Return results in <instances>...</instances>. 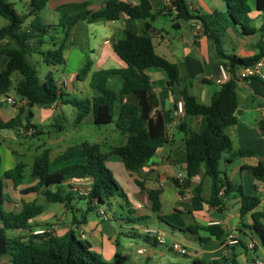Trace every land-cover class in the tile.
Masks as SVG:
<instances>
[{
	"label": "trees",
	"instance_id": "trees-1",
	"mask_svg": "<svg viewBox=\"0 0 264 264\" xmlns=\"http://www.w3.org/2000/svg\"><path fill=\"white\" fill-rule=\"evenodd\" d=\"M227 4L226 12H215L212 15L199 14L192 11L187 0H172L173 8L168 7L170 15L175 12V20H197L201 28L216 46L217 52L229 67L232 77L223 84L212 96L208 105L199 103L197 98L186 89H178L180 82L179 66L155 52L151 36L152 21L164 10H154L150 0H139V5H132L123 0H106L105 6L98 11L87 10L89 2L69 4L59 7L75 8L77 12L60 18L58 24H44L40 20V13L46 8L49 0H32L26 14L19 13L14 4L7 0H0V17L5 24L0 28V55L7 58L4 70L0 71V95H6L13 84L15 73L20 74L16 84V93L26 103L20 111L26 112L29 122L33 117V108L45 107L62 99V91L55 82L52 74L44 80L39 78L35 66L28 56L37 53L47 66L62 65L65 62L66 36L53 49L44 50L46 38L54 42L61 29L65 35L79 21L94 23L100 19L108 21L119 20L127 16L134 20H145L144 32L141 34L128 31L126 37L114 45L117 56L126 64L122 69H106L95 71L91 75L90 87L95 91L91 99H68L67 103L76 109L77 123L83 122L89 115H93V122L97 126L115 124L116 128L127 136L124 144L110 148L105 153L98 143L84 142L70 146L53 161L50 151L45 149L35 157L31 169V178L37 184L22 191L23 194L42 193L45 199L54 204H63L71 209L72 202L78 198L84 199L95 208H100L116 197L125 200L128 208L130 202L126 192L116 181L113 172L107 167V160L115 155L120 157L125 169L129 172L139 170L156 155L157 151L170 142L167 124L160 111L159 100L154 92L153 84L147 70L161 69L167 75V88L176 96V102L181 98L185 104L187 117L200 119L197 130L179 127L184 133L186 154V176L181 185L175 178L173 182L181 190L190 185L192 178L204 173L212 180L211 195L204 199L197 188L195 200L205 202L213 208L222 204L221 192L225 194L238 193L241 198V213H252L251 228L260 238L264 247V211H256L260 199L245 195L241 187L235 186L223 177L221 161L223 155L231 152L233 142L227 134V128L237 123L236 110L238 107L237 72L244 66H251L263 58V54L251 58L228 56L221 48L220 39L228 28L241 27L245 34H251L253 29L248 27L251 6L249 0H223ZM256 9L264 13V0H255ZM33 17L30 24L25 22ZM176 26V24H174ZM49 43V42H47ZM92 61L87 60L78 74L84 80L91 72ZM120 76L122 87L115 91L108 86V80ZM14 121L4 122L0 117V131L12 129ZM264 126V123H263ZM250 150H240L233 157L251 155ZM73 160L80 162L70 163ZM1 162V158H0ZM228 162H232L229 159ZM26 165L17 162L14 168L6 171L0 178V264H127V258L116 255L111 263L105 262L99 254L91 249L86 240L76 237L73 231L64 236H57L51 229L43 234H34L37 227L34 220L44 212V206L37 201L24 202L20 211L7 210L5 204L10 201L6 193L7 180L13 181L15 187L23 184ZM52 167H58L52 170ZM253 175L264 181V161L250 168ZM90 178L92 180L86 195L76 189L70 182L77 179ZM142 192H146L152 205L153 212L161 211L160 189H147L143 182L136 180ZM140 222L142 217L129 219ZM13 231L14 236L7 232ZM26 231L20 235L17 232ZM188 231L199 236L201 242L210 239L221 240L226 231L219 224L189 227ZM206 233L202 238L200 233ZM155 237V236H154ZM241 241L239 242V244ZM230 257H225L211 264H238L234 252V245ZM256 249V247H255ZM208 263V262H207ZM202 260H194L192 264H207Z\"/></svg>",
	"mask_w": 264,
	"mask_h": 264
},
{
	"label": "crops",
	"instance_id": "crops-1",
	"mask_svg": "<svg viewBox=\"0 0 264 264\" xmlns=\"http://www.w3.org/2000/svg\"><path fill=\"white\" fill-rule=\"evenodd\" d=\"M7 1L15 6L17 3L30 5L32 0ZM51 1L53 0H49L48 3L50 4ZM86 1L88 0H76L74 4H81ZM96 1L98 3L95 6H92V3L89 2L86 9L98 11L105 6L106 0ZM123 1L132 5H139V0ZM150 1L154 10L166 8L163 14L157 16L151 23V36L155 52L179 66L180 82L178 89H186L197 98L199 103L210 104L212 96L222 86L216 83V79L219 75L218 65L224 63V59L217 52L215 43L208 38L202 28L198 29L200 24L197 20L188 22L175 20V12L173 11L170 15L165 0ZM55 3L54 9H57L60 6L72 4L73 1L55 0ZM187 3L192 11H198L199 14L212 15L215 12L227 11V4L223 0H187ZM249 4L251 13L248 27L253 29L254 32L245 34L239 26L226 29L220 39V43L222 50L228 56L244 59L261 53L264 58V13L256 9L255 0H249ZM163 16L172 17L171 26H164L163 23H160V17ZM158 23L160 28L155 27V24ZM4 24V19L0 17V28ZM144 24L145 20H134L127 16H122L116 21L105 19H100L94 23L79 21L69 29L67 35H65L66 29H61L59 34L56 35L54 42L46 38L43 49L49 50L53 49L55 44H60L66 36L64 64L48 67L45 71V77L52 74L55 82L60 87L62 99L49 106L33 108V117L28 122L26 112L22 113L20 111V108L26 103L17 95L15 88L16 96L10 91L7 93L8 97L15 99V103L1 101V96L4 94L0 95L1 119L4 122L14 121L13 128L6 130V133L1 130L0 136L3 134L2 136L4 137L18 138L19 135H22L24 138H30L49 133V125L53 127L66 123L65 110L67 106H72L67 103V100H79L80 98V100H86L91 99L95 95V91L90 87L93 72L125 68L126 64L115 53L114 45L124 39L128 31L138 34L143 33ZM171 27L175 29L174 33L171 31ZM162 32L165 33V36ZM157 49L163 52L158 53ZM88 59L92 61L91 72L84 80H80L78 74ZM6 64L7 58L0 55V71L5 69ZM54 72L57 74L56 78L53 76ZM147 74L151 78L154 92L159 100L158 111L162 113L167 126L171 128V138L170 142L160 148L146 166L136 171H127V174L135 184L136 180H139L144 183L147 189H160L162 191L161 211L159 213L153 212L152 203L147 193L142 192L136 184L138 192H133V196L126 192L130 202L128 212L134 214L135 218L116 220L115 217L110 216L109 220H105L100 215V211L104 210L103 206L95 208V204H93L91 205L92 209H90L88 204L86 212H81V219L73 216L68 221L67 211L74 210L73 203H75L76 199L72 202L71 209H66L63 204H58L59 207L55 208L54 204L44 201L43 214L33 222L37 226L35 230L48 228L59 237L73 231L77 238L89 242L91 249L108 263L113 262L116 255H120L127 258V264H181L170 261L169 257L171 255L163 249L166 248L172 253L180 254L170 247L179 239V237H176V232L179 231L180 234L189 232V227L219 224L226 231V235L221 240H207L205 242H208L209 247L203 248L202 243L204 242H201L200 238H198L199 248L202 251L200 256L207 258V264L231 256L230 253L233 250L228 249L227 240L233 233H236L241 241L240 244L233 246L235 248L234 252L237 254V263L239 259L242 264H255V259L264 254V247L260 243V238L251 228L253 225L252 213L242 215L241 198L236 192L228 195L222 191V204L219 208H213L205 202L196 201L195 192L197 188L201 189L200 194L204 199H208L211 195L212 180L204 173L192 178L190 185L186 188L180 190L175 185L178 188L176 198L171 201L167 200L172 211L169 214L163 212L166 201L165 199L163 201L166 183L173 182L177 175V165H181L184 171L186 168L184 135L179 138L176 136V131L181 132L179 129L181 125H185V129L197 130L200 119L187 117L184 120H177L175 116L176 96L167 88V75L163 70L157 68L147 70ZM19 78L16 75L15 87ZM122 84L123 80L120 76H115L108 80V86L115 91H119ZM237 93L238 107L235 113L237 123L227 128V134L233 142V149L223 155L221 171L223 172V177L227 178L235 186L241 187L245 195L258 197L261 202L256 211H264V181L257 179L250 170V168L264 161V120L261 117V111L264 108V81L259 78L237 79ZM72 114L76 118L75 108L72 109ZM86 119L93 121V115L89 114ZM14 128L16 130H13ZM62 128L60 126L59 130ZM29 130H33L34 133L28 134ZM124 136L126 142L127 136L125 134ZM2 147L3 144L0 142V153H3ZM240 150H250L253 153L234 158V153ZM1 155L3 154H0V157H2ZM116 157L115 155L111 156L107 160V164L125 168L122 160V163H120ZM229 159H232V162H228ZM3 161L2 157L0 164ZM16 164L13 159L11 162L7 161V168H5L4 173L6 170L11 169L9 168L10 165ZM91 182L90 178H85L73 180L70 183L78 190H89ZM35 184H37V181L32 183L23 182L20 186L15 187L13 181L7 180L6 185L9 188V190L7 189L9 191L7 195L10 201L5 204L6 209L18 212L24 202L38 201L43 196L42 193H22L23 190ZM148 210L158 215L157 219L162 225L157 226L153 223V219L148 216ZM186 216H188L189 220L185 219ZM138 217H142L143 220L140 222L129 220ZM167 218L169 220L166 221ZM197 220L203 221L205 224H201ZM0 226H2L1 223ZM164 228L169 230L166 231ZM147 229L164 232L166 235L165 239L168 241L166 240L165 244H159L154 236L145 232ZM17 233L24 235L26 231ZM205 235L206 239L207 234L205 233ZM190 241L191 239H188L187 243H182L183 247L189 252L185 255L180 254L181 256L190 255V250H188ZM250 242L256 243V249L250 250L248 248ZM192 247H195L194 242ZM138 250H143V253H138ZM163 259L168 261L164 262ZM189 260L192 261V264L198 258H189Z\"/></svg>",
	"mask_w": 264,
	"mask_h": 264
},
{
	"label": "rangeland",
	"instance_id": "rangeland-1",
	"mask_svg": "<svg viewBox=\"0 0 264 264\" xmlns=\"http://www.w3.org/2000/svg\"><path fill=\"white\" fill-rule=\"evenodd\" d=\"M59 1V0H56ZM76 2V0H72ZM87 2H91L92 6H95L96 3H98L96 0H88ZM56 5L55 0L51 1V3L47 4V7L43 9L39 15L40 20L42 23H47V24H58L60 21V18H62L65 15H72L74 12H76L75 8L71 7H62L61 10L54 9V6ZM61 7V6H60ZM28 8L29 5L24 3H17L15 5V9L21 13V14H26L28 13ZM26 10V11H25ZM32 17H28L26 20L25 24L28 25L32 21ZM161 22L163 23L164 26H171L172 25V17L171 16H163L160 17ZM155 27L160 28L159 23L155 24ZM172 33L175 32V29L171 27ZM163 35L165 36V33L162 32ZM158 53H162L163 51H160L157 49ZM29 61L35 66L39 78L41 80H44L45 78V71L48 69L46 64L43 63L41 56L37 53H33L28 56ZM16 75L20 77L19 73H15L13 76V84L10 89V93L16 96V93L14 92L15 88V83H16ZM53 76L55 78L57 77V74L54 72ZM197 87V85H196ZM196 90V89H195ZM81 99V98H80ZM79 99V100H80ZM73 106H67L65 113H66V118L67 121L66 123L59 124L57 126L51 127L49 125V133L43 134V135H36L30 138H24L22 135H19V137H4L1 134L0 136V142L3 144V154L1 155L3 157V163L0 164V178H3L4 176V170L7 168V161L11 162L13 159V162H21L26 165L24 169V182H35L31 178V169L32 165L34 163L35 157L40 155L45 149H48L50 151V158L51 161H53L57 156L63 154L67 148L70 146L76 145V144H81L84 142H89V143H98L101 144L103 147V151L105 153L110 151V148L112 146H119L121 144H124L125 142V136L123 133L117 130L115 124H109V125H104V126H97L94 124L92 120L86 119L83 122L77 123L76 118L72 114V109ZM60 126L63 128L59 130ZM13 130H16L15 128ZM9 132V131H7ZM3 133H6V130H3ZM183 133L176 131V136L179 138L183 137ZM15 150V152H14ZM0 157V158H2ZM113 157V156H112ZM121 162L120 157H116ZM81 160H73L70 163H75V162H80ZM15 164V163H14ZM107 167L113 172V175L120 185V187L125 191L129 192L131 196H133V192H138V186L131 180L130 176L127 174V170L123 166H117V165H112V164H107ZM12 166V167H11ZM15 165H10L9 168H14ZM58 167H52V170H56ZM7 171V170H6ZM5 171V172H6ZM176 173H182L184 176H186V172L182 170L181 165H177ZM6 182V181H5ZM8 186L6 185V193L9 192ZM165 194L163 196V201H165V207L163 209V212L165 214H169L172 209L170 208L169 203L167 200L171 201L172 199L176 198V191H178V188L175 186L173 182H168L166 183V186L164 187ZM128 197V196H127ZM134 198V197H132ZM48 202L44 196L38 199V203L45 205L43 202ZM54 204V203H52ZM55 208H58V204H54ZM74 210H68L67 211V220L70 221L73 216H76L78 219H81L82 214L81 212H86L88 203L84 199H80L77 197L75 200V203H73ZM103 208L107 213L115 217L116 220L120 219H126V218H135L134 214L128 212L130 208H128L126 202L124 199L116 197L114 199H111L110 202L106 205H103ZM79 209V211L77 210ZM148 216L153 219V223L156 224L157 226L162 225L161 222L157 219V214L152 213L150 210H148ZM185 219L189 220L188 216L185 217ZM169 220V218L166 219V221ZM201 224H205V222L197 220ZM125 224V223H124ZM127 226V224H125ZM166 231L169 229L164 228ZM10 236H14L15 234L13 231H8L7 232ZM164 233V232H163ZM177 236L179 239H177V243L181 244L182 243H187L188 239H191L190 241V255L188 256H181L180 254H175L174 252L172 253L171 251L167 250L166 248H163L169 255V260L172 262H179L181 264H191L192 259L189 260V258H198V260H202L203 262L207 263V258L201 257V249L199 248V241L198 238L199 236H196L194 234H191L189 232L185 233H180L179 231L176 232ZM165 234V233H164ZM200 235L202 238H205V233L201 232ZM166 238V235H165ZM197 238V239H196ZM214 239V238H213ZM167 240V239H166ZM168 241V240H167ZM197 241V242H196ZM194 242L195 247H192V243ZM169 245V244H168ZM171 245V244H170ZM183 246V245H182ZM203 248L209 247L208 242L202 243ZM189 252V251H188ZM164 262H167V259H163ZM238 263L242 264V262L238 259Z\"/></svg>",
	"mask_w": 264,
	"mask_h": 264
},
{
	"label": "built area",
	"instance_id": "built-area-1",
	"mask_svg": "<svg viewBox=\"0 0 264 264\" xmlns=\"http://www.w3.org/2000/svg\"><path fill=\"white\" fill-rule=\"evenodd\" d=\"M165 1L167 3L168 7H171L173 10L175 9V8H173L174 6L172 4V0H165ZM198 29H201V27L199 26ZM263 67H264V58L260 59L258 62H256L255 64H253L251 66H244V67L240 68V70L237 73V79L249 80V79H253V78H259V79H262L264 81ZM218 71H219V75L216 79L217 84L223 85L231 79V77H232L231 71L225 63H220L218 65ZM60 85H62V83H60ZM1 101L8 102V103H15V99L8 97L6 95L1 96ZM175 116H176L177 120H179V121L184 120L186 118L185 104L181 98L176 102ZM261 117L264 120V108L261 111ZM167 128H168V132L170 134L171 128L168 126H167ZM27 133L33 134L34 131L29 130ZM175 179L181 185H183L185 182V176L182 173L177 174ZM88 191L89 190H81V194L86 195L88 193ZM100 215L105 220L110 219V215L105 210H101ZM45 230L46 229H38L34 232V234H43L45 232ZM145 232L149 235L155 236V238L157 239L159 244H165L166 243L165 234L162 231L147 229ZM239 242H240L239 237L236 235V233H233L229 236V238L227 240V245H237ZM170 247L174 251H176L182 255H185L188 253L187 249L177 242H174ZM255 247H256L255 242H250L248 245V248L250 250H254ZM138 253H143V250H138ZM255 264H264V254L261 257H257L255 259Z\"/></svg>",
	"mask_w": 264,
	"mask_h": 264
}]
</instances>
